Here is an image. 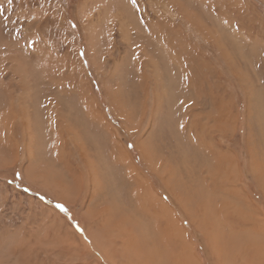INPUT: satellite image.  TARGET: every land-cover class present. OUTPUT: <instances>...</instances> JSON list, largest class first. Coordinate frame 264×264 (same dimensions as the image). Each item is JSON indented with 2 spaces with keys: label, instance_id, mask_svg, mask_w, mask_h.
Here are the masks:
<instances>
[{
  "label": "rangeland",
  "instance_id": "rangeland-1",
  "mask_svg": "<svg viewBox=\"0 0 264 264\" xmlns=\"http://www.w3.org/2000/svg\"><path fill=\"white\" fill-rule=\"evenodd\" d=\"M263 116L264 0H0V264L89 263L78 237L113 197L164 230L131 195L144 182L198 264L257 263ZM165 238L161 264H179Z\"/></svg>",
  "mask_w": 264,
  "mask_h": 264
},
{
  "label": "bare ground",
  "instance_id": "bare-ground-1",
  "mask_svg": "<svg viewBox=\"0 0 264 264\" xmlns=\"http://www.w3.org/2000/svg\"><path fill=\"white\" fill-rule=\"evenodd\" d=\"M47 111H48L47 120L50 122V128L54 131L55 139H56L57 137L61 135V133H63L61 131V128L60 130H57L55 128L56 123H58L57 118L55 119L56 110L49 109ZM9 113H10L9 115L13 116L12 111L11 112L9 111ZM92 113H93V110H92ZM218 116L220 118L221 115L218 114ZM6 130H8V135L10 137L9 128L6 127ZM49 132L51 133L50 129H49ZM261 132L263 133V136H264V129H262ZM67 133L70 135L71 139L76 145L75 140L77 137L74 134V132L72 133L69 131ZM9 137L7 138L8 140H9ZM4 143L7 145L11 144L12 146H14V148L16 147V143L11 140L5 141ZM207 144L209 145V143ZM182 146L183 145H181V143L175 144V147L180 148ZM205 147H208V146H205ZM56 148H58L59 150L57 154L59 163L65 164V171L70 176H72V179L75 182L77 181L82 182L84 179H86L87 177H84L80 171L73 170L72 164H70V160L66 158V154H65L66 150L63 147H61L60 144H58V147H57V143H56L55 149ZM14 150L18 152L17 147ZM84 150H85V147H84ZM217 154H218L217 155L218 157L216 158H218L219 161L225 162V164L228 163L234 166V163H236V159L231 158L229 156L230 153L226 154L225 152H222V153L218 152ZM187 155L188 157H190L189 154ZM89 169L92 172V166H90ZM133 173L135 177L140 178L139 175L135 172V170L133 171ZM260 177H263V176L261 175ZM136 182L140 183V180L136 179ZM110 183L105 182V187H108ZM143 184H144V190L142 191L139 189L132 190L131 195H133L136 203L133 201L134 199L133 200L131 199V202L141 207H144V211L146 214L156 215L157 218L160 220V222H163L165 224V229L159 230L157 233H154V234H151L148 231L143 230L142 229L143 227L141 226L142 224H140L138 220H135V218H130L129 216L125 217V212L122 210V208L119 207V205L123 206L122 200L120 198L117 199L116 197H113L112 204L110 205V206H113L112 208L108 207L107 209V208L102 207V208L96 209L97 212H93V214L89 213L90 215L92 214L89 218V223L94 224L96 222L95 226L97 227L96 229L99 232L91 233L90 231H88L90 227L87 225L88 227H86L83 230L84 236L78 237L80 244L82 245V248L79 250L77 254L73 256L75 257L74 260H76L77 262H79L80 260H86L88 256H91V252H92L95 254V256L92 257L89 263H84V264H155V261L157 264H161L162 263L161 257L164 253V250L168 249L167 248L168 244L166 242H163L165 240L168 241L165 238L166 233H168L170 242H172L173 244H177V247L183 250V256L180 259L179 264H198L196 259L194 258L195 256L193 257V254L190 252L188 243L185 241L183 236H181V231H180L181 229L179 228V225L175 222L174 217L171 214H169V212L167 211L168 208H165V206L160 202L161 200H157L154 197V194H152L149 191L148 186L145 182ZM111 185L112 184H110V188L112 189L113 187ZM56 187L58 189L56 191H59V192L64 191V189L60 185H56ZM153 201L156 204L153 205V209H152L149 206H151V203ZM159 207H160V213L157 214L154 210H158ZM89 214L86 212L85 216H88ZM165 216L170 219L168 220V222ZM135 223H138V225L136 226ZM253 226L254 227L260 226V228L263 231L262 233H264V220L262 222H257ZM155 236L156 238H159L158 239L159 243H157L156 240H154ZM85 240L89 241V244ZM117 242L120 243L118 246L115 245V243ZM216 250L218 251L217 257H216L217 262L223 263L225 261L226 254H223L224 252H222L220 247H217ZM255 253L257 254L258 259H259V261H257V263L255 262V264H264V247L255 249ZM180 254L181 252L178 251V256H180Z\"/></svg>",
  "mask_w": 264,
  "mask_h": 264
},
{
  "label": "snow or ice",
  "instance_id": "snow-or-ice-1",
  "mask_svg": "<svg viewBox=\"0 0 264 264\" xmlns=\"http://www.w3.org/2000/svg\"><path fill=\"white\" fill-rule=\"evenodd\" d=\"M132 3L135 4L136 3V0H132ZM129 147H131V145H129ZM58 207H61L62 208V206H59V205H58Z\"/></svg>",
  "mask_w": 264,
  "mask_h": 264
}]
</instances>
